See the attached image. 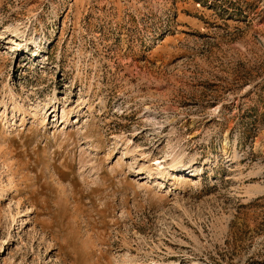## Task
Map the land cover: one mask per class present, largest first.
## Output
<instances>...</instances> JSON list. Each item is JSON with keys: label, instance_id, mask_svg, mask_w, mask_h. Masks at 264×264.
<instances>
[{"label": "rangeland", "instance_id": "374dc122", "mask_svg": "<svg viewBox=\"0 0 264 264\" xmlns=\"http://www.w3.org/2000/svg\"><path fill=\"white\" fill-rule=\"evenodd\" d=\"M0 264H264V0H0Z\"/></svg>", "mask_w": 264, "mask_h": 264}, {"label": "bare ground", "instance_id": "6f19581e", "mask_svg": "<svg viewBox=\"0 0 264 264\" xmlns=\"http://www.w3.org/2000/svg\"><path fill=\"white\" fill-rule=\"evenodd\" d=\"M1 193V192H0Z\"/></svg>", "mask_w": 264, "mask_h": 264}]
</instances>
